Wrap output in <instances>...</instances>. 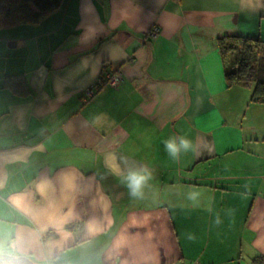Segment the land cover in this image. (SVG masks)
<instances>
[{
	"label": "crops",
	"instance_id": "0c3cea01",
	"mask_svg": "<svg viewBox=\"0 0 264 264\" xmlns=\"http://www.w3.org/2000/svg\"><path fill=\"white\" fill-rule=\"evenodd\" d=\"M223 35L264 41V0H63L36 24L0 30V264L264 259V125L243 127L260 104L250 86L226 87ZM111 72L120 82L83 101ZM10 75L26 94L2 85ZM174 134L197 151L172 160L163 141ZM121 155L154 170L145 200L105 166ZM240 182L252 185L224 201Z\"/></svg>",
	"mask_w": 264,
	"mask_h": 264
},
{
	"label": "trees",
	"instance_id": "16d2710c",
	"mask_svg": "<svg viewBox=\"0 0 264 264\" xmlns=\"http://www.w3.org/2000/svg\"><path fill=\"white\" fill-rule=\"evenodd\" d=\"M62 2L63 0H0V30L36 24L57 10ZM216 50L223 62L226 87L250 86V101L264 104V41L238 35H223L216 38ZM103 79L97 80L90 88L96 92L101 86L108 85L101 83ZM2 85L15 94L24 95L28 92L21 75L6 76ZM2 261L18 263L12 257H4ZM251 262L264 264V259L256 256Z\"/></svg>",
	"mask_w": 264,
	"mask_h": 264
},
{
	"label": "clouds",
	"instance_id": "9594fccd",
	"mask_svg": "<svg viewBox=\"0 0 264 264\" xmlns=\"http://www.w3.org/2000/svg\"><path fill=\"white\" fill-rule=\"evenodd\" d=\"M99 117H94V120H99ZM164 150L167 155L174 161H178L183 154L189 152L195 153L197 151V144L186 135H172L163 141ZM105 166L109 168L114 174L121 176V182L127 189V194L130 199L134 201H143L147 198V194L153 188V181L156 176L152 168L147 165H133L129 162V158L121 155L115 168L109 163L108 157H105ZM171 190H176L175 186H172ZM187 201L190 202L192 207L199 206L200 193L196 191L187 192L185 195ZM206 211L213 214V224L219 227L223 224V218L220 212H213V209L209 206ZM234 214V210L226 209L225 215L231 217ZM186 238L188 240H195L196 237L192 233H187Z\"/></svg>",
	"mask_w": 264,
	"mask_h": 264
},
{
	"label": "rangeland",
	"instance_id": "374dc122",
	"mask_svg": "<svg viewBox=\"0 0 264 264\" xmlns=\"http://www.w3.org/2000/svg\"><path fill=\"white\" fill-rule=\"evenodd\" d=\"M249 90H251V87H249ZM249 94H250V91H249ZM258 107L259 108H255V107L252 108V109L250 108L249 112L247 111L246 119L244 118V121H243V127H245V128L249 127L250 125H253L256 121H259V123L261 125H264V104H260V106H258ZM256 110H258V111L256 112ZM239 184L240 185L233 183L232 185H230V187H229L230 193L223 195V200L224 201L227 200V201L231 202L232 200H234V196L236 195L237 191L241 195V188L243 186L249 187L250 185H252V183H250V182H246L245 184L240 182ZM237 185H238V187H237ZM221 196H222L221 194L217 193V195H215V197L213 198V202H212L211 195L208 194L206 199L208 200L209 205L211 203H213L214 207H217L219 205V202L222 199ZM238 204L241 206L242 201L239 200ZM231 209L234 210V213L237 212L234 208H231ZM214 210L216 211L218 209L214 208ZM224 210H226V209H224ZM224 210H223V212H224ZM229 219H230V224L233 223V222L237 224V220L236 219L233 220V216L229 217Z\"/></svg>",
	"mask_w": 264,
	"mask_h": 264
},
{
	"label": "built area",
	"instance_id": "2783aa9c",
	"mask_svg": "<svg viewBox=\"0 0 264 264\" xmlns=\"http://www.w3.org/2000/svg\"><path fill=\"white\" fill-rule=\"evenodd\" d=\"M157 32H158V27H153L151 31L149 32V35L153 37L157 34ZM119 82H120V77L115 72L107 73L104 79L101 81L102 84H108L110 86L117 85ZM94 93H95V90L93 88H90V87L86 88L82 93L83 101L89 100L94 95Z\"/></svg>",
	"mask_w": 264,
	"mask_h": 264
}]
</instances>
